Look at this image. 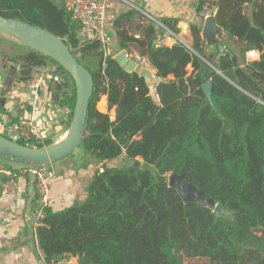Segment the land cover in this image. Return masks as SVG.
<instances>
[{
	"label": "trees",
	"instance_id": "trees-1",
	"mask_svg": "<svg viewBox=\"0 0 264 264\" xmlns=\"http://www.w3.org/2000/svg\"><path fill=\"white\" fill-rule=\"evenodd\" d=\"M201 4L218 9L219 25L234 40L222 47L227 53L209 60L215 69L204 61L201 26L191 27L192 49L180 42L157 47L153 25L145 40L121 33V46L144 55L163 80L155 96L154 85L128 72L99 41L82 42L79 24L61 1L0 0L1 17L55 35L93 77L80 149L101 168L86 201L60 212L44 210L37 237L47 264L65 257L80 264H183L181 256L228 263L264 256V0ZM252 50L260 60L247 62ZM0 58L17 64L26 83L56 65L49 81L56 103L74 110L76 87L65 68L1 33ZM86 60L97 64L92 68ZM208 82L210 98L203 91ZM102 95L109 110L116 109L115 121L98 110ZM121 157L141 166L114 164ZM172 174H184L235 216L218 218L214 208L185 202L169 187Z\"/></svg>",
	"mask_w": 264,
	"mask_h": 264
},
{
	"label": "crops",
	"instance_id": "crops-1",
	"mask_svg": "<svg viewBox=\"0 0 264 264\" xmlns=\"http://www.w3.org/2000/svg\"><path fill=\"white\" fill-rule=\"evenodd\" d=\"M96 1L102 2L106 8L105 24L108 43L105 46L100 43L107 50L108 55L115 57L121 51L133 56L142 55L134 47L123 48L120 35L127 33L135 39L145 40L147 29L151 25L156 27L157 35L163 31V26L177 34L178 38H169L164 47H173L180 42L192 49L194 43L192 26H201V37L204 42L206 41L203 36L205 20L200 17L198 5L194 0ZM79 37L82 42L95 40L92 32L87 30H80ZM227 37L228 42L223 46L234 41L229 38L228 33ZM260 57L261 53L256 50L246 54L247 62L258 61ZM217 58L218 56L214 59ZM53 66L36 73H47L49 80L44 90L35 98L28 83L20 81L19 66L15 63H7L0 58V132L5 126L22 120L34 119L41 122L40 118L44 117L43 110L45 109L46 112L47 102L51 100L56 103L58 98L54 86L49 85L55 72L50 74L48 71ZM189 70L192 71L190 67ZM97 108L101 113L109 114L112 121L116 120V109L109 110L107 96L100 97ZM55 127L58 138L50 140L52 143L62 140L69 128L68 124L63 122H55ZM85 157L86 159L71 157V159L50 164L56 174L55 178L49 182V207L54 211L60 212L77 202L86 201L87 190L101 165L95 164L86 154ZM14 162L16 161L11 159L3 161L0 158V187L9 180V172L17 174L18 184L15 195H0V264H47L37 237V230L43 219L38 216L41 205L34 179L30 175H23L26 167Z\"/></svg>",
	"mask_w": 264,
	"mask_h": 264
},
{
	"label": "water",
	"instance_id": "water-1",
	"mask_svg": "<svg viewBox=\"0 0 264 264\" xmlns=\"http://www.w3.org/2000/svg\"><path fill=\"white\" fill-rule=\"evenodd\" d=\"M0 33L25 43L32 49L46 55L55 63L65 68L71 75L76 87V104L72 114V120L66 136L50 146L33 148L15 143L0 134V158L22 163L26 166H45L66 159L80 149L85 132L93 93V77L91 73L79 63L72 54L70 48L58 37L48 31L32 26L28 23L7 19L0 16ZM205 38V63L215 69L209 60L219 55L220 47L228 42L225 29L221 27L216 16L205 19L203 25ZM114 59L128 72L137 73L150 85H155L163 80L158 78L150 70L142 68L135 60L129 59L125 51L118 53ZM208 68L204 67L206 75ZM221 74L220 72H218ZM211 82L203 86V91L210 98ZM114 164L120 167L139 168L140 162L119 158ZM169 187L175 189L185 202H196L202 206L214 208L218 218H233L235 213L228 207L216 203L214 199L206 198L203 192L185 181V175L172 174L169 176Z\"/></svg>",
	"mask_w": 264,
	"mask_h": 264
},
{
	"label": "built area",
	"instance_id": "built-area-1",
	"mask_svg": "<svg viewBox=\"0 0 264 264\" xmlns=\"http://www.w3.org/2000/svg\"><path fill=\"white\" fill-rule=\"evenodd\" d=\"M65 10L71 15L73 21L79 24L81 30L92 32L95 40L101 42L104 46L108 43L107 30L105 24V5L96 0H61ZM198 7L201 6L199 13L200 17L204 20L211 16H216L218 9L208 4H201L203 0H194ZM178 38L177 34L167 27L163 26V31L157 35L155 44L158 47L166 46V41L169 38ZM227 53L222 47L220 48L218 58ZM129 59L135 60L142 68L150 70L155 74L149 60L142 55H129ZM57 66L54 65L48 73H54ZM52 78V77H51ZM49 76L47 73L42 72L36 74L28 83L29 89L37 98L44 90ZM155 84L153 94L156 96L157 89ZM157 98V97H156ZM46 108V107H45ZM44 117L40 118L41 122L34 119L22 120L4 127L2 132L3 136L9 140L23 144L24 146L31 147L32 144H40L45 146L50 140L58 138L55 127V122L67 123L70 126L73 111L67 106H61L51 100L47 102V109L43 110ZM46 124V126H44ZM49 125V126H48ZM68 132V130H67ZM46 147V146H45ZM23 175H30L34 179L36 193L40 200L39 218L44 219V210L49 207V182L55 178V171L51 168L50 164L45 166H29L23 171ZM9 180L0 187V195L12 196L18 191L17 174L13 172L8 173ZM53 264H80L76 257H65Z\"/></svg>",
	"mask_w": 264,
	"mask_h": 264
},
{
	"label": "rangeland",
	"instance_id": "rangeland-1",
	"mask_svg": "<svg viewBox=\"0 0 264 264\" xmlns=\"http://www.w3.org/2000/svg\"><path fill=\"white\" fill-rule=\"evenodd\" d=\"M96 64H97V61H94V62H90L88 60L85 61V65L90 66L92 68H94ZM71 157H83V159H86L85 153L82 149L77 150L75 153H73L71 156H69L66 159H71ZM14 163H19V162H14ZM20 165L22 166L23 164L19 163V166ZM23 167H29V166L23 165ZM181 258H182L183 264H264V256L262 257L254 256L251 261L247 257L241 263H232V262L228 263L226 260L225 261L223 260L212 261L206 258L185 259L183 256H181Z\"/></svg>",
	"mask_w": 264,
	"mask_h": 264
}]
</instances>
